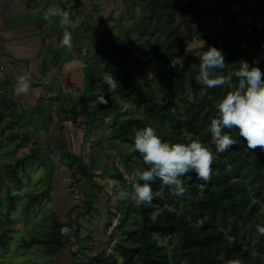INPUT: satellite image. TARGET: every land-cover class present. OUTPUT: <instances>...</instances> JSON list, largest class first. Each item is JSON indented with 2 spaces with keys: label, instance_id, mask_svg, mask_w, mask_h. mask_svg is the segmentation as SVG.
Returning a JSON list of instances; mask_svg holds the SVG:
<instances>
[{
  "label": "trees",
  "instance_id": "trees-1",
  "mask_svg": "<svg viewBox=\"0 0 264 264\" xmlns=\"http://www.w3.org/2000/svg\"><path fill=\"white\" fill-rule=\"evenodd\" d=\"M83 1L65 3L63 9H69L71 18L75 19L84 6ZM122 1L130 4L128 11L132 23L124 29L122 40L115 46L100 40L101 46L112 53L125 54L130 59L136 58L138 51L146 53L153 61L168 66L169 82L160 88L161 95L128 78L121 80L112 93L107 92L104 84L107 103H100L101 109L91 112L89 104L97 100L99 83L92 71L97 69L90 66L87 68L90 93L78 98L70 96L63 104L71 102L72 106L67 110L62 104L60 120H64L65 112L67 119L73 118L70 121L73 124L82 116H90V123H95L104 109L119 110L121 102H135V111H142L140 116H131L132 109L119 110L115 114V139L134 147L135 132L152 126L165 141L199 139L213 150L216 159L211 179L203 189L193 185L189 195L176 197L157 179L151 183L153 201L150 204L137 206L128 199L122 221L118 224L127 238L119 243L120 246L117 245L121 249L122 262L117 254L105 250L86 253L88 261L98 264H227L230 259H240L242 264H264V235L257 232V225H264V151L259 148L249 150L235 129L230 134L237 144L223 153L215 151L209 131L210 122L217 115L218 101L228 88L203 86L198 66L191 64L190 57H184L188 44L199 40L201 51L194 57L198 65L199 57L209 46L218 48L225 56L224 75L231 76L233 84L236 83L234 72L238 70L240 60H246L250 65L257 61L256 66L264 72V0ZM123 16L105 17L101 22H122ZM43 41L46 42L44 38ZM18 105L14 100L0 96V128H3L0 134L5 133L8 139L16 140L17 148L30 142L32 147L24 158L7 163L0 160V189L4 191L0 194V214L21 215L19 217L26 225L29 214L22 208L18 209L21 198L18 199L17 195L23 187H30L22 173L31 171L26 164L29 158L34 162L44 161L39 152L40 136L37 133L20 130L7 134L4 131V120L9 119L13 123L22 120ZM125 115L129 118L121 119ZM59 129L64 131L63 122ZM68 153L69 158L75 159L72 152ZM134 153L139 154L135 150ZM190 175L192 183H198L195 174ZM122 179L126 178L122 176ZM130 181L132 185V174ZM42 193L49 195L50 191L47 188ZM25 195L28 199L25 208L36 207L41 200L40 192L37 195L26 192ZM5 203L8 204L6 210L2 207ZM158 206L163 209L154 218L151 213ZM131 210L136 213L132 218ZM127 221H130V228L126 227ZM45 236V241L32 236L24 243L20 242L17 252L40 243L45 255L42 260H45L54 256L63 245L71 243L56 217ZM11 240L14 237L8 230L0 232V264H6L7 260L9 264L13 263L18 257ZM20 264L45 263L21 261Z\"/></svg>",
  "mask_w": 264,
  "mask_h": 264
},
{
  "label": "rangeland",
  "instance_id": "rangeland-1",
  "mask_svg": "<svg viewBox=\"0 0 264 264\" xmlns=\"http://www.w3.org/2000/svg\"><path fill=\"white\" fill-rule=\"evenodd\" d=\"M59 1L62 5L67 3L66 0H38V6L43 11V8L47 10L49 7L56 6ZM83 4L84 6L80 8L84 11L82 18L77 19L80 18L77 15L75 19H72L73 24L69 29L71 35H75V37L71 36V48L77 51L79 58L77 63L81 64L76 71L79 73L78 78L69 83L72 91L68 90L65 95H62L63 98H52L60 102L58 105L52 103L51 115L46 116L47 123L40 125L41 129L46 130L40 137L39 144V152L44 163L34 162L30 158L26 160L27 162L25 161L27 168L31 171L22 173V176L30 188L23 187L17 197L21 198L18 209L22 208L26 214H29L28 223L23 225L24 221L18 214H10V212L0 214V232L8 230L9 235L14 237V240H11V246L14 247L19 257H16L10 264H20L21 261L25 263L41 261L45 264H98L88 261L86 253L95 254L100 250L115 253L120 262L123 260L121 249L117 245L120 246L119 243L127 238L122 234V229L118 224L122 221L123 209L128 199H120L115 189L110 187V183L117 181L131 192L130 174L137 167H142L143 163L140 155L134 153V147L115 139L114 117L119 110L123 112L125 109H132L131 116H140L142 111H135V102H121L119 110L111 107L104 109L98 114L95 123H90V116H82L77 123L73 124L70 122L73 118L67 119L65 112L63 113L64 120H60V114L63 112L60 107H63L62 104L70 96L75 95L76 88H82V93L76 98L90 93L91 86L87 81V68L90 66L97 69V71L94 69L92 71L98 83H100L101 74L109 71L118 82L128 78L141 84L143 88L151 89L156 95H161L160 88L169 82L170 73L167 65L153 61L142 51L136 52L137 57L130 59L125 54L112 53L101 46L100 40L109 42L112 46L122 40L124 29L132 23V19L129 18L131 17L128 11L129 3L126 5L122 0H84ZM91 13L93 16L90 15ZM110 16L114 18L123 16L124 18L122 22L117 20L101 22V19ZM51 34L55 36L52 37L53 41H58L57 34L55 32ZM201 45V41L194 40L188 44L184 55V57L191 58L190 62L194 67L198 66L194 57L200 53ZM63 105L64 109L68 110L72 103L67 102ZM89 106L90 111L95 112L100 108V103L98 100H93L90 101ZM25 118L23 115L19 123H13L9 119L4 120L2 123L4 131L7 134L20 130L34 131L38 124L28 123ZM126 118H129V115L121 119ZM62 122L65 129L60 132ZM0 129L3 130V128ZM16 145V140L8 139L5 133L0 134L2 163L24 158L32 147L31 142L20 148ZM67 151L72 152L75 159L71 156L69 158ZM81 164L82 167H79ZM122 176L126 179L123 180ZM47 188L50 194L44 195L42 192ZM26 192H32L35 195L38 192L41 193V200L36 207L25 208L28 200ZM3 193V189H0V194ZM129 199L135 205H141L135 199ZM7 205V203L2 205L4 210ZM162 209L159 206L155 208L151 213L152 216L158 217ZM135 214L131 210L130 218ZM54 217L62 224V231L66 237L70 238L71 243L63 245L54 256L45 260H42L45 255H43L40 243L32 248L18 249L17 252V245L20 242L24 243L32 236H37L38 241H45V234ZM129 222L127 221V228L131 227ZM8 262L10 261L7 260L6 264H9Z\"/></svg>",
  "mask_w": 264,
  "mask_h": 264
},
{
  "label": "clouds",
  "instance_id": "clouds-1",
  "mask_svg": "<svg viewBox=\"0 0 264 264\" xmlns=\"http://www.w3.org/2000/svg\"><path fill=\"white\" fill-rule=\"evenodd\" d=\"M57 17L59 27L63 29L61 44L71 47V12L69 9L52 6L43 13V19L47 23H52ZM199 61L198 70L203 86L228 88L218 101L217 115L210 122L209 131L215 151L223 153L237 144V140L230 134L233 129L237 130L249 150L259 148L264 151V72L256 66L258 62L253 61L250 65L248 61L240 60L239 68L234 72L236 83L233 84L232 77L224 75L226 61L221 50L209 46L199 57ZM104 84L107 85V92L112 93L120 83L109 71L101 74L97 85V100L106 104L105 89L102 87ZM26 87L27 85L25 89ZM225 129L229 131L226 132ZM133 143L144 167H137L132 172L131 192L117 181L110 183V187L115 189L122 200L133 198L139 204H150L153 201L151 183L157 179L176 197L189 195L193 185L203 189L211 179L216 156L199 139L169 142L162 139L154 127L145 126L135 132ZM191 173L195 174L198 183H192ZM257 232L264 235V225L258 224ZM227 264H242V261L230 259Z\"/></svg>",
  "mask_w": 264,
  "mask_h": 264
},
{
  "label": "crops",
  "instance_id": "crops-1",
  "mask_svg": "<svg viewBox=\"0 0 264 264\" xmlns=\"http://www.w3.org/2000/svg\"><path fill=\"white\" fill-rule=\"evenodd\" d=\"M63 6L61 1L56 4L60 9ZM41 9L38 0H0V96L19 104L18 113L28 123L38 124L32 132L40 137L46 132L40 125L47 123L52 103L60 102L52 98H63L68 90L72 91L69 83L78 78L76 71L81 67L77 51L60 42L63 29L59 18L47 23L43 19L46 8ZM82 12L77 19L82 18ZM52 31L58 41H53ZM74 93L79 96L82 88H76Z\"/></svg>",
  "mask_w": 264,
  "mask_h": 264
},
{
  "label": "built area",
  "instance_id": "built-area-1",
  "mask_svg": "<svg viewBox=\"0 0 264 264\" xmlns=\"http://www.w3.org/2000/svg\"><path fill=\"white\" fill-rule=\"evenodd\" d=\"M0 59H1V57H0Z\"/></svg>",
  "mask_w": 264,
  "mask_h": 264
}]
</instances>
